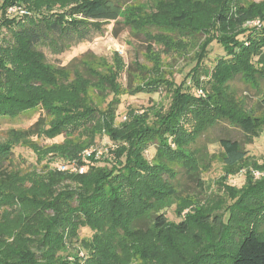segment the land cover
I'll use <instances>...</instances> for the list:
<instances>
[{
  "label": "trees",
  "instance_id": "trees-1",
  "mask_svg": "<svg viewBox=\"0 0 264 264\" xmlns=\"http://www.w3.org/2000/svg\"><path fill=\"white\" fill-rule=\"evenodd\" d=\"M67 3L74 4L70 14L79 18L48 12L47 0L41 4L0 0V28L9 33L7 45L0 46V118L17 117L36 107L50 117L47 125L41 116L26 129L11 128L0 141V264H79L77 255L68 260L65 253L66 242H79L82 227L92 231L81 239L90 254L87 264H159L156 259L164 256L181 264H264V175L254 176L255 171L264 173V162H257L244 147L264 129V2L245 7L241 0H155L150 11L131 8L123 22L131 32L143 33L148 42L145 52L154 65L143 73L135 64L140 79H130L127 91H156L157 81L150 77L159 66L156 45L164 52L180 50L185 46L180 36L204 34L197 43L195 65L186 76L207 78L202 85L206 96L192 94L185 80L176 84L162 79L159 87L169 97L167 108L130 109L126 121L118 123L123 91L114 61L110 64L92 55V61L75 58L59 66L47 61L41 48L55 54L65 51L88 38L99 21H116L125 3L63 0L58 4ZM12 4L35 11L42 6L46 12L6 20L5 9ZM256 17L260 26L243 27ZM212 41L225 54L204 66L206 47ZM238 76L258 94L254 106L247 104L246 95L239 99L233 90L231 82ZM193 78L198 85L199 79ZM217 126L238 128L243 138L223 134L213 139L217 153H209L207 144L212 141L207 134ZM102 135L114 145L112 158L92 154L78 159L82 173L60 170L54 164L76 158ZM33 136H62V140L47 147L42 158L47 156L48 163L42 173H22L12 167V148L21 143L30 147ZM151 144L155 151L148 161L144 151ZM216 155L222 181L243 172L247 183L240 189L226 184L233 201L222 211L208 204L209 209L190 211L170 223L165 211L173 204L176 209L177 201L185 197L177 189L182 185L179 171L188 182L200 184V169ZM26 174L32 188L20 185ZM191 223L197 231H192ZM189 233L190 248L198 254L184 260L177 236Z\"/></svg>",
  "mask_w": 264,
  "mask_h": 264
},
{
  "label": "rangeland",
  "instance_id": "rangeland-1",
  "mask_svg": "<svg viewBox=\"0 0 264 264\" xmlns=\"http://www.w3.org/2000/svg\"><path fill=\"white\" fill-rule=\"evenodd\" d=\"M43 1L44 0H33V3L40 2L41 4ZM47 1H50L51 3V9L48 10V12L61 13L69 19L79 18L77 14H70L71 10L69 9L74 4L67 3L66 7H60L58 3L59 1L63 0ZM121 1L125 4L123 6L120 17L116 21H99L98 25L95 26V29L92 30L93 32L85 40L68 47L65 51L59 54L52 53L49 48L43 46L41 49L45 53L47 61L53 63L54 65L64 66L75 58H80L84 61H92V55L103 57L110 64H112L111 62L114 61L116 69L120 70L118 80L123 91L120 96L121 103L117 110L116 123L120 121H126L128 115L127 112L130 109H135V111L139 112L143 110H149L152 106H156V108L162 106L164 107V109H166L169 104V97L166 94L165 90L159 87V82L162 79L173 80L176 84H179L180 82L185 80V86L190 92H192V94L195 93L196 95L202 97L206 96L205 90L202 85H205L204 79L207 78H204L202 74L193 76L195 77V79H199V84L195 85L193 84V80H191L194 78L192 76H186L190 69L195 65V54L198 50L197 43L200 44L202 42L201 40L205 37L204 34L195 35L194 38L180 36L181 41L185 43V46L182 49L177 48V45H175V48L180 50L173 49L164 52L162 49H160V45H156L154 50L160 51L158 64L159 66L156 67V74L153 73V76H150L154 77L157 81L156 83L158 85L156 86V91L151 90L148 92H137L135 94H130L127 91L126 88L128 87L130 79H140L134 68L136 66L135 64L141 66L144 69L143 73H145L146 69H150L152 65H154V60H149L148 55L145 52V46L148 44V42L144 39L143 33L135 34L131 32L132 28L123 22L124 17L128 15L131 8L134 10L136 8L135 6L144 7L146 11H150L154 5L155 0ZM241 2L245 5V7H248L249 5H259L264 2V0H241ZM22 7L25 9V13L23 14V16L30 15L31 13L40 14L46 12V10H44L42 6L38 11H35L30 7L25 8L23 5ZM4 15V18L6 20H13L12 17L14 16L8 15L6 13V9ZM259 19L260 18L258 17L249 19L244 22L243 27H248L251 25L260 26L261 22L259 21ZM254 20H258L259 22ZM153 31L157 30L154 29ZM2 39L3 41L1 43ZM8 40L9 33L2 26L0 28V46L5 47L7 45L5 42H7ZM206 50V55L203 61L204 66L213 65L218 58L225 54L222 46L215 41H212L209 45H207ZM64 76L67 77L66 74H64ZM71 78L72 77L70 75L69 78L67 77V79ZM241 79L243 78L241 76H238L234 81L231 82L233 90L235 91L239 99L243 100L245 98L244 96L246 95L245 99L247 104L249 106H254L258 94H255V91L248 90L249 87ZM139 82H141V80L137 83ZM197 88H201L203 90V95H199L197 93ZM145 89L148 90L149 88L146 87ZM109 99L110 95L107 96L106 101ZM256 114L259 115L260 111H257ZM41 116H43V120H45L46 123L45 125H47L50 117L46 115L40 107L26 110L17 117L0 118V141H3L5 138H7V132L9 129H26ZM223 134L235 137L237 139L243 138V133L238 128L221 129L219 126H217L213 129L212 133L211 131H209V133L207 134L212 141V143L207 144V151L209 153H217V144L213 139L222 136ZM32 139H34L35 141L30 147L21 143L14 145L12 148V155L10 159L12 167L18 169L22 173H30L33 170H36L37 173H42L45 165H47L48 163L47 156H44L45 158H42V156L47 151V147L52 144V142L61 141L62 136L54 139L33 136ZM204 139L205 138L203 136L201 142L205 143ZM107 141L109 140L105 135L98 136L94 142V145H101L102 143ZM244 147L245 149H247L249 154L257 160V162H264V129L258 134V136L253 138L250 144H245ZM154 151L155 149L153 144H151L144 151L145 157L148 161H152L151 158L153 157ZM217 157L218 156L216 155L215 159L212 158L206 168L200 169V184H193L190 181L188 182L185 173H183V170L179 171L178 180L182 182V185H177V189L180 190L182 192L181 195L185 197H182L177 201L178 207H176V209L180 212V214L177 213L175 204H173L165 211L166 217L170 221V223L178 222L181 217H186V215L190 211L192 212L197 210L209 209L208 204L220 207L219 209L220 211H222L226 204H229L233 201V199H230L231 197H229L231 191L226 189V184L234 187L235 189H240L247 183L246 176L243 172L228 176L225 182L222 181L221 161ZM10 160L7 163L8 165L10 163ZM55 163L57 166H59L61 163H63V161H55L54 164ZM99 164H107L110 166L109 162L103 163L102 161H100ZM172 165L178 167L179 163L173 162ZM257 175V177L261 175L263 176L264 173L258 172ZM21 179L22 181L20 185L22 187L24 186L25 188H32V180L29 175L26 174L25 176L21 177ZM191 229L192 231H197V228L193 223H191ZM91 232L92 231L89 228L82 227L78 232L79 242H66L65 255L68 260L74 259V255H77L80 259L79 264H87L86 260L90 254L89 250L81 244V239L89 237ZM177 242L178 249H180L182 255L185 257L184 260L190 259V256L192 254H198V250L195 252L192 248H190L193 244L190 233L182 236H177ZM184 246L188 248H184ZM140 247H143L142 243L140 244ZM148 252H150V248L148 249ZM156 261L159 264H181V262H173V260L170 259V256H164V258H161L160 261L158 259H156Z\"/></svg>",
  "mask_w": 264,
  "mask_h": 264
},
{
  "label": "built area",
  "instance_id": "built-area-1",
  "mask_svg": "<svg viewBox=\"0 0 264 264\" xmlns=\"http://www.w3.org/2000/svg\"><path fill=\"white\" fill-rule=\"evenodd\" d=\"M6 13L14 17L23 16V14L25 13V9L20 4H12L6 7ZM254 21H258V20H254ZM196 91L199 95H203V90L201 88H197ZM113 148L114 145L109 142H104L101 145L92 144L86 147L85 149H83L76 158L63 161V163H61L58 166V169L68 170L69 172L82 173L84 171V166L79 165L78 159H82V158L84 159L92 154H94L96 158H100L106 154L111 156ZM256 172L257 171L254 172L255 177L258 176L257 175L258 172L257 173Z\"/></svg>",
  "mask_w": 264,
  "mask_h": 264
}]
</instances>
